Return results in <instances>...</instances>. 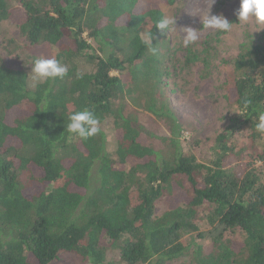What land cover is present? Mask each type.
Listing matches in <instances>:
<instances>
[{
	"label": "trees",
	"instance_id": "trees-1",
	"mask_svg": "<svg viewBox=\"0 0 264 264\" xmlns=\"http://www.w3.org/2000/svg\"><path fill=\"white\" fill-rule=\"evenodd\" d=\"M177 1L0 0V27L20 15L30 49L52 50L68 69L31 87L26 69L0 54V264H51L62 253L87 264H167L187 255L194 242L184 238L194 233L209 240L193 249L195 264H264V134L255 130L264 35L246 36L229 61L226 99L237 116L200 161L181 145L164 60L147 40L166 36L156 27ZM84 58L92 73L79 71ZM132 105L170 137L157 121L146 134ZM85 108L100 132L71 142L68 117ZM243 129L246 141L235 145ZM110 251L118 260L108 261Z\"/></svg>",
	"mask_w": 264,
	"mask_h": 264
},
{
	"label": "rangeland",
	"instance_id": "rangeland-1",
	"mask_svg": "<svg viewBox=\"0 0 264 264\" xmlns=\"http://www.w3.org/2000/svg\"><path fill=\"white\" fill-rule=\"evenodd\" d=\"M179 0L173 6H164V14L175 16L176 28L167 32L166 36L152 41L157 53L164 60L167 103L172 114L179 122L180 141L184 151L194 155L198 160H207L212 155L213 144L217 136L231 127L237 116L236 109L226 99V79L230 70L229 61L239 52L246 36L258 39L264 35V30L257 32L254 19L240 22L237 11L240 0ZM16 4V2H14ZM223 15L233 23L229 32L212 28H203L206 14ZM20 16V15H19ZM12 17L1 24L0 27V54L8 60L10 66H22L31 73L34 61L39 58L53 59L54 54L48 48H38L34 51L26 38L22 35L19 25L20 17ZM198 31L199 39L189 46L183 45L186 29ZM94 49L96 45L88 39ZM32 55V56H31ZM10 58H16L10 59ZM81 73H92L94 66L86 59L76 62ZM127 76H123L126 81ZM29 84L33 86L29 76ZM133 106V105H132ZM138 119L145 127V133L153 131L154 121H157L165 130L163 123L155 119L150 113L136 107ZM106 134L107 151L114 154L116 151L115 130L112 122L104 126ZM245 130L237 132L232 138L235 145L246 141ZM163 133V134H165ZM161 134V135H163ZM76 140L72 134L70 141ZM172 203V202H171ZM169 207V200L164 197L156 203L155 215L161 216ZM200 231H205L208 226L200 224ZM198 233L188 235L184 240L194 242L191 250L184 257L167 264H195L193 249L196 244H209V240L199 239ZM117 252L108 253V261L118 260ZM51 264H87L72 254L62 253Z\"/></svg>",
	"mask_w": 264,
	"mask_h": 264
},
{
	"label": "clouds",
	"instance_id": "clouds-1",
	"mask_svg": "<svg viewBox=\"0 0 264 264\" xmlns=\"http://www.w3.org/2000/svg\"><path fill=\"white\" fill-rule=\"evenodd\" d=\"M215 0H213V3ZM212 3V4H213ZM239 21L247 22L254 19L257 25V32L264 30V0H240V7L237 11ZM176 17L168 14L162 15L157 24L159 30L171 32L176 28ZM233 23H230L223 15H211L208 12L203 20V28L218 29L229 32L232 30ZM198 37V31L192 28L186 29V35L183 37V45L185 47L194 44ZM150 48L156 51L152 43V37L148 36ZM67 67L62 65L57 59L39 58L34 61L31 67L30 77L33 86L45 80L62 79L67 74ZM248 101H245L244 107L247 108ZM66 130L75 134L81 139H88L100 132L99 120L94 112L88 108L77 111L68 117ZM255 130L264 134V112H260L255 124Z\"/></svg>",
	"mask_w": 264,
	"mask_h": 264
}]
</instances>
